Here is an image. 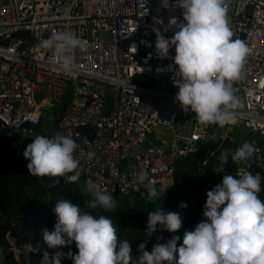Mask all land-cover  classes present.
Returning a JSON list of instances; mask_svg holds the SVG:
<instances>
[{"label": "built area", "instance_id": "built-area-1", "mask_svg": "<svg viewBox=\"0 0 264 264\" xmlns=\"http://www.w3.org/2000/svg\"><path fill=\"white\" fill-rule=\"evenodd\" d=\"M171 2V8H164L162 0H0V124L22 127L31 135L33 125L45 122L40 109L61 102L69 90L56 133L76 139L84 183L92 180L108 193L148 199L137 179L141 170L148 171L159 191L171 183L176 161L200 148L206 155L202 163L216 159L215 172L206 178L211 190L222 183L225 165L246 141L258 152L246 165L236 164L235 174L254 166L264 170V0L230 3L235 36L248 43L251 54L236 90L244 115L225 127L200 123L176 100L175 48L168 57H158L154 31L159 28L170 38L174 31L165 30L169 18L183 20V9ZM57 30L75 32L86 41L85 51H73L72 73L60 70L52 53L36 46ZM155 124L171 129L168 139L152 130ZM78 126H90L93 135L79 132ZM234 129L237 133H231ZM210 131L212 143L220 137L216 149L203 142ZM148 132L158 137V144L144 145ZM89 152L95 154L91 159ZM20 260L29 264L23 249Z\"/></svg>", "mask_w": 264, "mask_h": 264}, {"label": "clouds", "instance_id": "clouds-1", "mask_svg": "<svg viewBox=\"0 0 264 264\" xmlns=\"http://www.w3.org/2000/svg\"><path fill=\"white\" fill-rule=\"evenodd\" d=\"M231 0H175L183 9V20L172 16L165 30H173L170 38L156 32L155 48L158 57H168L175 48L173 83L178 87L176 100L185 111L195 113L202 124L225 127L243 117L244 101L236 94L235 82L244 78L245 65L251 48L235 36L230 20ZM171 0H162V7L171 8ZM156 23L163 24L162 19ZM52 53V63L65 73L76 68L73 51L86 50V41L72 31L57 30L36 44ZM172 67V66H169ZM2 118V117H0ZM79 145L71 134L55 133L51 137L36 135L23 155L30 162L27 167L32 176L63 177L66 184L76 183L82 174L81 161L75 156ZM258 148L253 142L242 143L232 154L236 164L246 165ZM95 154L88 153L89 159ZM137 179L144 184L149 202L159 191L146 169ZM55 181L54 183H58ZM262 176L241 169L236 175L224 174L222 183L207 191L203 215L194 230L186 231L183 243L177 247L179 237L167 243L156 244L151 251L145 243L139 245L141 255L133 261L132 248L118 236L112 218L95 214L91 210L103 208L106 212L116 208L115 198L92 180L85 187L92 199L81 208L68 200L56 203L55 230L43 229V241L48 248L76 242L78 253L69 252L74 264H264V200L260 198ZM181 207H186L183 202ZM182 227L179 212L163 208L148 212L146 234L150 237L158 228L176 232ZM65 234L68 239H65ZM32 249L28 248L27 253ZM64 254L43 255L40 264H61Z\"/></svg>", "mask_w": 264, "mask_h": 264}, {"label": "trees", "instance_id": "trees-1", "mask_svg": "<svg viewBox=\"0 0 264 264\" xmlns=\"http://www.w3.org/2000/svg\"><path fill=\"white\" fill-rule=\"evenodd\" d=\"M69 97L68 90L62 101L51 107L54 117L33 125V133L25 140L19 156H16L17 150L12 146V140L18 137L17 133L0 124V264H22L21 249L26 251L28 248L32 249L31 253L26 252L29 264H40L45 252H48L50 257L56 252H61L64 254L61 264H74L73 259L67 254L78 253L76 242L48 248L43 241V229L55 230L57 216L54 208L58 201L68 200L83 209L87 207V200H91L92 196L86 192L82 177L76 183L66 184L63 177L32 176L27 167L30 161L23 155L27 145L36 135L50 137L56 133L58 120ZM203 154L204 151L200 148L179 158L169 188L165 193H160L153 202L135 193L124 195L113 192L109 194L117 202L114 210L108 212L103 208L91 210L97 215L104 214L113 219L119 238L130 243L134 262L138 261L141 255L139 250L141 243H145V250L151 251L156 244L167 243L178 236L179 247L183 243L184 233L194 230L199 222L207 219L203 215L209 191L206 178L215 172L216 159L211 157L202 163L200 159ZM235 165L231 156L223 174L236 175ZM251 172L253 174L258 172L262 176L260 198L264 200V170L254 166ZM57 180L59 182L54 183ZM183 202H186V207L180 206ZM161 208L166 212H179L182 227L176 232L158 228L149 237L145 231L148 212ZM65 239H68L66 234ZM176 261L178 252L173 264H176Z\"/></svg>", "mask_w": 264, "mask_h": 264}, {"label": "water", "instance_id": "water-1", "mask_svg": "<svg viewBox=\"0 0 264 264\" xmlns=\"http://www.w3.org/2000/svg\"><path fill=\"white\" fill-rule=\"evenodd\" d=\"M250 8V6H249ZM229 13H232L231 9L229 11ZM249 15V13H248ZM237 17H240V14H236ZM244 35L243 31L240 32V37H242ZM234 87L236 88V90H238V82H235ZM110 103H111V97H107L106 102H105V106H104V114L108 113L109 107H110ZM77 130L79 132H83V133H87L88 135L91 137L93 135V128H91L90 126H78ZM11 132H16L18 137L17 139L12 140V146L16 148L17 153L16 156H19L22 153V146L25 142V140L29 137V133L23 129L22 127H13L11 128ZM211 132L206 136L205 140L203 141L206 145H208L210 148L212 149H216V145L219 143L220 141V137H218L216 143H212L213 141V137L211 136ZM148 138L144 141V145L146 146H154L156 144L159 143V139L158 137L153 133V132H148L147 133ZM216 136V135H214ZM199 144V141L197 142ZM206 157V155H203L200 159L203 160Z\"/></svg>", "mask_w": 264, "mask_h": 264}, {"label": "rangeland", "instance_id": "rangeland-1", "mask_svg": "<svg viewBox=\"0 0 264 264\" xmlns=\"http://www.w3.org/2000/svg\"><path fill=\"white\" fill-rule=\"evenodd\" d=\"M40 112L44 116L45 121H47L46 119H51L54 117V112L50 107H42L40 109ZM152 130L155 131L162 139H168L171 133V129L169 127L165 125H159V124L152 125ZM237 131H238L237 129H234V131H231V133H237ZM82 182L85 187L84 181Z\"/></svg>", "mask_w": 264, "mask_h": 264}]
</instances>
